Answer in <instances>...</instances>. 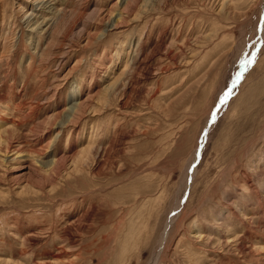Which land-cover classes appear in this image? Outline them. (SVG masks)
Wrapping results in <instances>:
<instances>
[{
	"label": "rangeland",
	"instance_id": "rangeland-1",
	"mask_svg": "<svg viewBox=\"0 0 264 264\" xmlns=\"http://www.w3.org/2000/svg\"><path fill=\"white\" fill-rule=\"evenodd\" d=\"M124 1L0 0V264H264V0Z\"/></svg>",
	"mask_w": 264,
	"mask_h": 264
},
{
	"label": "bare ground",
	"instance_id": "bare-ground-1",
	"mask_svg": "<svg viewBox=\"0 0 264 264\" xmlns=\"http://www.w3.org/2000/svg\"><path fill=\"white\" fill-rule=\"evenodd\" d=\"M125 2V1H124ZM126 2H127V0H126ZM125 2V3H126ZM122 4V3H121ZM127 4H128V2L126 3V5L125 6H127ZM121 15V14H120ZM124 16V15H123ZM122 16V17H123ZM121 17V18H122ZM120 18H118V20H119ZM142 71V70H141ZM76 106V105H75ZM75 113V112H74ZM70 114V113H69ZM72 116V115H71ZM69 120V119H68ZM67 120V121H68ZM71 121V120H70ZM70 123V122H69ZM63 125V124H62ZM67 126H68V124H67ZM61 127V126H60ZM63 128H65V126L63 127ZM195 163V162H194ZM196 170V169H195ZM189 175H191V177H193L194 176V171H193V168L191 169V171H190V174ZM179 206L181 205V203L180 204H178ZM177 208H179V207H177ZM164 234H165V232H164ZM166 237V236H165ZM161 241H162V239H161ZM162 244H164V243H162ZM161 245V244H160ZM163 246L160 248V250L158 251V253H157V256H156V258H154L155 260V262H154V264H156L157 263V261H158V259H159V257L161 256V254L164 252L163 251Z\"/></svg>",
	"mask_w": 264,
	"mask_h": 264
}]
</instances>
